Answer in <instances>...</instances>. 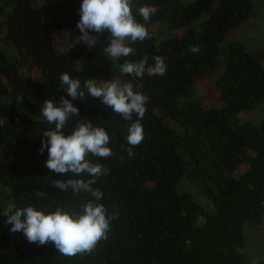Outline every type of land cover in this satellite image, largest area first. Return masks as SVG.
I'll use <instances>...</instances> for the list:
<instances>
[{"label":"trees","instance_id":"16d2710c","mask_svg":"<svg viewBox=\"0 0 264 264\" xmlns=\"http://www.w3.org/2000/svg\"><path fill=\"white\" fill-rule=\"evenodd\" d=\"M80 2L0 0V190L9 191L11 203L48 213L59 206L78 211L92 199L50 186L89 177L50 172L43 167L47 149L38 153L41 131L52 127L38 116L44 101L71 99L60 89L61 73L82 85L107 81L120 76L125 60L147 56L151 65L159 55L166 74L123 76L148 97L144 140L131 157V121L99 98L72 101L79 117L69 119L65 134L87 119L110 136L113 155L89 157L103 168L93 185L103 193L98 203L117 216L108 239L90 255L69 258L51 243L27 242L22 232L5 234L0 215V264H264L245 255L247 231L264 230V117L236 118L264 104V51L232 37L254 23L258 0H134V9L146 4L158 11L146 23L136 16L150 38L130 42L133 54L119 60L103 51L107 33H91L98 36L94 49L76 44ZM192 45L198 53L189 51Z\"/></svg>","mask_w":264,"mask_h":264},{"label":"clouds","instance_id":"9594fccd","mask_svg":"<svg viewBox=\"0 0 264 264\" xmlns=\"http://www.w3.org/2000/svg\"><path fill=\"white\" fill-rule=\"evenodd\" d=\"M134 0H81L79 5V20L76 23L80 35L75 38L76 44H83L88 49H94L98 36L91 33H107V43L103 48L106 56L113 60L128 57L134 49L129 43L143 42L149 39V30L145 24L137 21L136 16L146 23L158 9L153 5H141L134 9ZM192 53L199 52L198 45L189 48ZM154 63L148 64L144 56L138 62L125 60L119 64L120 76L107 81L86 79L81 84L77 78L68 73L59 76L60 89L71 99L63 96L59 101L45 100L39 112L52 127L41 131V148L39 154L47 149V159L43 167L50 172L75 177L87 175L89 179L80 178L55 179L50 186L61 193L71 191L73 194H89L92 199L79 204V210L65 211L63 206L45 213L33 206L16 207L8 203L0 215L6 219L4 223L11 225V233L22 232L27 242L43 246L51 243L58 253L65 257L90 255L102 240L108 239L111 221L116 219V213L109 214L103 204L98 203L103 193L93 188L97 179L102 176L101 165L93 163L89 157L107 159L113 155L110 147V136L102 127L94 126L87 119L77 121L71 134H65L64 129L69 119L79 117V111L72 101L83 102L85 97L99 98L106 108L131 121L127 128L126 141L129 145L128 156H133L132 149L144 140L143 127L140 120L146 111L148 97L134 90L133 84L123 79L124 74L142 78L148 76H163L166 65L162 56H155ZM136 117L134 120L133 117ZM38 197H45V191H37Z\"/></svg>","mask_w":264,"mask_h":264},{"label":"rangeland","instance_id":"374dc122","mask_svg":"<svg viewBox=\"0 0 264 264\" xmlns=\"http://www.w3.org/2000/svg\"><path fill=\"white\" fill-rule=\"evenodd\" d=\"M260 6L255 5L253 10V24L245 25L234 31L232 37L237 41L244 43L248 49H261L264 51V0H258ZM202 88H200L201 90ZM208 91L201 93V96L208 99ZM214 103V102H213ZM214 106L218 107L220 104L214 103ZM39 116V115H38ZM34 116V117H38ZM264 117V104L258 106L252 111H243L236 115L239 122H259ZM8 203H11V196L8 190H0V206L6 207ZM6 233L10 234L9 229L11 225H6ZM247 242L245 255L247 259L253 257L252 261H256L259 256L264 258V230H260L258 227H253L250 231H247ZM251 261V263H252Z\"/></svg>","mask_w":264,"mask_h":264}]
</instances>
